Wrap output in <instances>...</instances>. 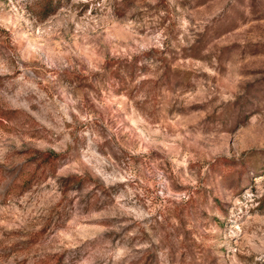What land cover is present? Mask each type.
<instances>
[{
  "label": "rangeland",
  "instance_id": "rangeland-1",
  "mask_svg": "<svg viewBox=\"0 0 264 264\" xmlns=\"http://www.w3.org/2000/svg\"><path fill=\"white\" fill-rule=\"evenodd\" d=\"M46 2L0 0V264H264V0Z\"/></svg>",
  "mask_w": 264,
  "mask_h": 264
},
{
  "label": "trees",
  "instance_id": "trees-1",
  "mask_svg": "<svg viewBox=\"0 0 264 264\" xmlns=\"http://www.w3.org/2000/svg\"><path fill=\"white\" fill-rule=\"evenodd\" d=\"M45 4V9L43 10V16H49L54 14L56 11V6L53 5V0H46ZM134 64H129L127 67L130 69L131 76L134 77L135 75V70L133 68ZM105 71L108 73L109 72V77L110 78H115L119 79V81H125V78L123 77L121 73V68L120 67H115L114 64L112 63H107L105 66ZM6 116V115H5ZM6 118H10L6 116ZM38 158L32 159L31 163H34L35 161L40 160L41 164L45 165V168L48 169H53L55 171L57 167V162L59 155H57L55 152H43V151H38ZM28 163V162H27ZM33 175H30V173H26V164L25 166L22 167L20 173L17 175L15 178L13 185H17V188H22L23 190L30 189L32 186L33 182ZM84 184V179L81 176L73 175L70 176L66 179V186L67 187H82Z\"/></svg>",
  "mask_w": 264,
  "mask_h": 264
}]
</instances>
